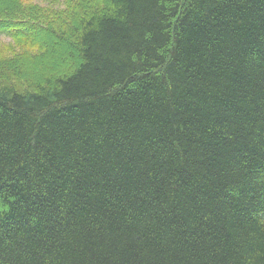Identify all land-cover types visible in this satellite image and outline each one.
Returning <instances> with one entry per match:
<instances>
[{
    "label": "trees",
    "instance_id": "1",
    "mask_svg": "<svg viewBox=\"0 0 264 264\" xmlns=\"http://www.w3.org/2000/svg\"><path fill=\"white\" fill-rule=\"evenodd\" d=\"M46 1L0 0V264H264V0Z\"/></svg>",
    "mask_w": 264,
    "mask_h": 264
},
{
    "label": "rangeland",
    "instance_id": "2",
    "mask_svg": "<svg viewBox=\"0 0 264 264\" xmlns=\"http://www.w3.org/2000/svg\"><path fill=\"white\" fill-rule=\"evenodd\" d=\"M26 1L31 2V3H38V4L44 5V6H50L51 5V3L49 1H46V0H26ZM12 43H13V41L8 36H6L4 34L0 35V45H9ZM10 54H11V52H10ZM56 61L59 65L62 63L60 58H56Z\"/></svg>",
    "mask_w": 264,
    "mask_h": 264
}]
</instances>
